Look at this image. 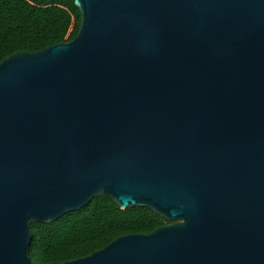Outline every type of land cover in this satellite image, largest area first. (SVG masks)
I'll return each instance as SVG.
<instances>
[{
    "label": "water",
    "instance_id": "obj_1",
    "mask_svg": "<svg viewBox=\"0 0 264 264\" xmlns=\"http://www.w3.org/2000/svg\"><path fill=\"white\" fill-rule=\"evenodd\" d=\"M0 62V264L107 195L170 221L59 264H264V0H74Z\"/></svg>",
    "mask_w": 264,
    "mask_h": 264
},
{
    "label": "trees",
    "instance_id": "obj_2",
    "mask_svg": "<svg viewBox=\"0 0 264 264\" xmlns=\"http://www.w3.org/2000/svg\"><path fill=\"white\" fill-rule=\"evenodd\" d=\"M79 24L74 0H0V62L16 50L69 41ZM171 222L147 206L122 208L100 194L54 220L30 221L28 255L35 264H59L86 256L120 235L149 233Z\"/></svg>",
    "mask_w": 264,
    "mask_h": 264
}]
</instances>
